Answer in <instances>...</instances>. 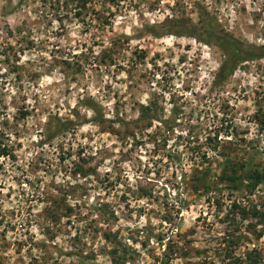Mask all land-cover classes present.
Wrapping results in <instances>:
<instances>
[{"label":"rangeland","instance_id":"374dc122","mask_svg":"<svg viewBox=\"0 0 264 264\" xmlns=\"http://www.w3.org/2000/svg\"><path fill=\"white\" fill-rule=\"evenodd\" d=\"M201 10L264 47V0H0V264H264V183L221 180L264 169V58L145 30Z\"/></svg>","mask_w":264,"mask_h":264},{"label":"trees","instance_id":"16d2710c","mask_svg":"<svg viewBox=\"0 0 264 264\" xmlns=\"http://www.w3.org/2000/svg\"><path fill=\"white\" fill-rule=\"evenodd\" d=\"M202 16V26L197 28L193 25L190 27H172L170 25L171 22H176V20H169L166 21L164 25L167 26V30L165 31H148L151 32L155 36H164L167 34L175 35V36H185L191 35L196 36L197 38L204 37V42L207 44H211V42L216 43L220 48L223 49L224 53H226V60L221 66L220 72L218 74L219 80L226 79L230 74L233 73L238 63H244L247 61H255L258 59L264 58V47L259 48H244L239 41L233 38H228L227 36L223 35L219 31V27L215 18L210 17L208 13L204 10L200 11ZM198 33V35H196ZM194 34V35H193ZM200 34V35H199ZM93 104V103H92ZM89 108L94 110L95 112L98 111V107L95 105H88ZM149 106L142 105L141 107V119H154L153 116L149 115L150 111ZM22 118H27L29 113L24 112L21 114ZM103 121V119H101ZM12 152L5 146L3 149L0 150V157H11ZM231 170V172L229 171ZM229 170L223 171L221 176V180L225 181L228 180L231 185L229 189L233 192H240L242 191L243 184L245 182H250L249 190L254 191L261 183H264V169H257L251 173H239L238 168L231 166ZM209 189L206 191L208 192ZM71 209H69L70 211Z\"/></svg>","mask_w":264,"mask_h":264}]
</instances>
